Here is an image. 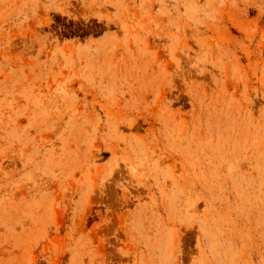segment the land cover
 I'll return each mask as SVG.
<instances>
[{
  "label": "rangeland",
  "instance_id": "1",
  "mask_svg": "<svg viewBox=\"0 0 264 264\" xmlns=\"http://www.w3.org/2000/svg\"><path fill=\"white\" fill-rule=\"evenodd\" d=\"M0 264H264V0H0Z\"/></svg>",
  "mask_w": 264,
  "mask_h": 264
}]
</instances>
